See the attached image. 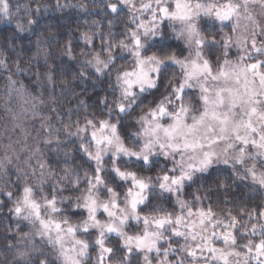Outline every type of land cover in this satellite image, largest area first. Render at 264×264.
<instances>
[{
  "label": "clouds",
  "instance_id": "1",
  "mask_svg": "<svg viewBox=\"0 0 264 264\" xmlns=\"http://www.w3.org/2000/svg\"><path fill=\"white\" fill-rule=\"evenodd\" d=\"M0 264H264V0H0Z\"/></svg>",
  "mask_w": 264,
  "mask_h": 264
}]
</instances>
